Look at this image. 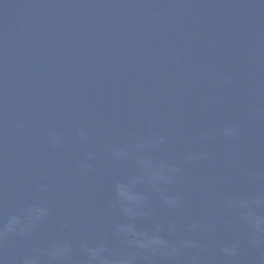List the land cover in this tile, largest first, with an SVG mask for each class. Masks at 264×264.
I'll return each mask as SVG.
<instances>
[{"label":"water","instance_id":"obj_1","mask_svg":"<svg viewBox=\"0 0 264 264\" xmlns=\"http://www.w3.org/2000/svg\"><path fill=\"white\" fill-rule=\"evenodd\" d=\"M0 264H264V0H0Z\"/></svg>","mask_w":264,"mask_h":264}]
</instances>
